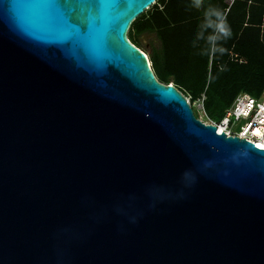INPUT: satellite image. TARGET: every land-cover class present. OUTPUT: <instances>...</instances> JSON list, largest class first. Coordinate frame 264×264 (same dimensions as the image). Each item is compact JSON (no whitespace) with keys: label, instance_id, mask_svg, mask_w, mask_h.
Listing matches in <instances>:
<instances>
[{"label":"water","instance_id":"water-1","mask_svg":"<svg viewBox=\"0 0 264 264\" xmlns=\"http://www.w3.org/2000/svg\"><path fill=\"white\" fill-rule=\"evenodd\" d=\"M156 2L0 0V264H264V148L157 79Z\"/></svg>","mask_w":264,"mask_h":264},{"label":"trees","instance_id":"trees-1","mask_svg":"<svg viewBox=\"0 0 264 264\" xmlns=\"http://www.w3.org/2000/svg\"><path fill=\"white\" fill-rule=\"evenodd\" d=\"M225 13L231 35L217 43L223 53H207L203 29L207 7ZM154 33L151 67L157 79L173 83L192 101L204 95L210 117L220 119L240 92L259 96L264 91V0H157L132 21L128 37L140 46L139 36ZM202 33V35H198Z\"/></svg>","mask_w":264,"mask_h":264},{"label":"built area","instance_id":"built-area-1","mask_svg":"<svg viewBox=\"0 0 264 264\" xmlns=\"http://www.w3.org/2000/svg\"><path fill=\"white\" fill-rule=\"evenodd\" d=\"M228 2L231 4L233 0ZM195 101L201 111V116L197 117L206 124H214L217 132L245 138L264 148V91L259 96L240 92L220 119L209 116L204 107V95Z\"/></svg>","mask_w":264,"mask_h":264},{"label":"clouds","instance_id":"clouds-1","mask_svg":"<svg viewBox=\"0 0 264 264\" xmlns=\"http://www.w3.org/2000/svg\"><path fill=\"white\" fill-rule=\"evenodd\" d=\"M202 0H193L196 7H200ZM205 22L201 25L203 29L211 28L212 32L207 37L209 48L207 53L214 54L217 52L223 53L224 48L217 42L225 40L231 35V29L227 23L225 13L217 7H207L204 12ZM202 35V33H198Z\"/></svg>","mask_w":264,"mask_h":264},{"label":"snow or ice","instance_id":"snow-or-ice-1","mask_svg":"<svg viewBox=\"0 0 264 264\" xmlns=\"http://www.w3.org/2000/svg\"><path fill=\"white\" fill-rule=\"evenodd\" d=\"M44 2L61 12L69 24L84 28L86 27L84 24L86 15L98 12L104 0H89L83 8L79 4L67 3L66 0H44Z\"/></svg>","mask_w":264,"mask_h":264},{"label":"rangeland","instance_id":"rangeland-1","mask_svg":"<svg viewBox=\"0 0 264 264\" xmlns=\"http://www.w3.org/2000/svg\"><path fill=\"white\" fill-rule=\"evenodd\" d=\"M227 1H229V0H227ZM139 41H140L139 48L147 54V56L150 59V62L152 63V61H151V56H152V52H153L152 50H153V48H155L159 44L155 34L154 33H144V34L139 36ZM187 97L191 101L195 115L200 117L201 111H200V107H199L198 103L196 101H192L191 97L189 95H187Z\"/></svg>","mask_w":264,"mask_h":264}]
</instances>
